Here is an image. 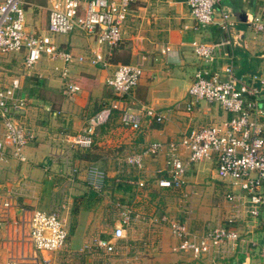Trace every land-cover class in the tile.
I'll return each mask as SVG.
<instances>
[{"label":"crops","instance_id":"crops-1","mask_svg":"<svg viewBox=\"0 0 264 264\" xmlns=\"http://www.w3.org/2000/svg\"><path fill=\"white\" fill-rule=\"evenodd\" d=\"M26 1V10L36 13L33 18L28 17L27 29L30 30V25H33L30 19L40 18L41 20L44 16L46 26L48 0ZM220 9L229 13L232 23L225 30L218 23L205 27L196 26L188 6L181 0H132L122 40L119 46L111 50L106 67L75 62L64 64L61 60H50L45 56L38 60L31 71L21 70L20 93L27 100V109L21 121L23 118L22 122L34 134L35 140L23 149L24 161H18L7 154L6 159L0 163V202L5 197L12 200V206L7 211L5 219L0 220V264H56V261L63 264H76L75 248L65 246L61 253L39 251L33 248L27 236L23 234L27 232L31 211L34 209L48 211L58 209L68 229L69 219L74 215L79 216L81 221L88 214L87 223L93 222V215L98 214H94V210H97L101 199L99 195L94 194V197L91 195V190H96L90 186L89 182L97 178L96 173H91L90 169L101 173L105 179L119 180V176L124 175L119 167L106 169L102 161L76 153L70 156V152L68 153L65 149L68 147L67 144L62 142L63 136L77 133L92 116L100 112L114 98L113 90L105 84V77L108 73H112L119 64L139 62L143 69L138 85L131 93L123 97V106L132 110L141 107H150L157 111H163L166 108L173 109L169 122L161 126L155 125L158 123L151 125L153 122L146 123L145 121L140 130L134 131L120 124L124 130L137 132V137L135 136L134 139L141 152L154 142L166 144L206 122H221L228 117L225 112L206 102H201L192 112L182 110L181 105L187 98V91L193 80L194 72L197 68L204 66L193 53L190 45L193 40L200 42L230 40V44L225 43L219 48L212 67L220 68L228 63L230 58L234 65V60H241L244 54L247 60L255 66L257 75L264 78V34L255 33L251 27L254 19H264V0H220L217 10ZM35 24L37 25L36 21ZM83 35L84 42L80 39L73 40L70 39L71 37L69 39L65 37L64 47L75 54L84 52L86 48L87 50L92 48L93 39ZM122 51L128 54L125 59L120 58L123 57ZM24 55L9 54L0 60V76L11 72L9 76L5 75L8 77L7 82L16 76L13 72L17 71L20 65L22 67ZM113 55L115 58L112 59ZM66 66H69L71 82L81 76H89L94 78L97 84L90 91L80 89L73 96L68 97L64 92V80L60 76V69ZM111 118L114 119V117ZM108 124L110 123L106 122L103 125L105 129L108 128ZM61 142L65 148H61L58 153L56 151ZM62 152L68 153V158L63 157ZM180 152L183 161L187 162V152L184 149H180ZM126 158L124 160L126 164L137 167L129 164ZM144 159L143 165L137 168L141 172H148V175H151L149 179L155 180L160 189L174 190L161 187L158 183L161 178L168 176L166 147L163 146L157 152L145 155ZM146 161L147 163L154 162L152 166L150 165L151 170L147 169V166H145L146 169L143 168ZM194 164L206 165L211 171L213 170L214 180L217 185H220L218 182L221 181L216 175L214 164L203 162L188 164L181 188L186 184L188 170ZM157 165H161L160 168L153 170V167ZM162 171L163 174H157ZM120 173L123 174L120 175ZM140 176L129 179L132 186L126 189L123 187L122 194L119 196L121 201H124L120 205L122 211L125 207L131 206L126 204L128 202L124 199L126 197L130 201L131 197L129 198L125 193L135 192L136 195L138 189L145 187L144 175L140 174ZM56 179L59 181L58 184ZM209 186L213 185L209 184ZM57 188L62 194L60 204L58 207H52L54 203L51 201ZM107 203L101 209L102 213L108 206ZM73 209L76 211L74 212ZM221 216H223L222 213ZM179 221L186 224L184 220L179 219ZM120 222V220L117 221L116 226ZM241 223L244 224L237 226L246 232L244 233L250 238L251 243L262 239L263 230L259 227V223L257 226L252 222ZM186 225L189 228V224ZM141 229V226L138 229L136 225L132 230L136 239H141ZM167 230H158L161 233L160 238L163 240V245H166L167 240L174 242V245L171 250L169 247L162 249L163 253H159L162 255L159 259L164 261L161 262L196 264L193 259L195 257L191 253L175 250L178 240L171 233L170 225ZM250 248L253 250L252 264H259L255 260L256 247L252 248V245L247 243V249ZM231 251L228 258L224 260L228 264H241L245 259L241 247ZM56 258L59 259L56 260Z\"/></svg>","mask_w":264,"mask_h":264},{"label":"built area","instance_id":"built-area-1","mask_svg":"<svg viewBox=\"0 0 264 264\" xmlns=\"http://www.w3.org/2000/svg\"><path fill=\"white\" fill-rule=\"evenodd\" d=\"M181 1L188 6L196 26L218 23L225 30L232 24L227 11L217 10L220 0ZM48 3L46 31L58 36L79 31L91 37L94 46L86 53L75 54L50 35L27 29L26 0H0V59L24 50L22 70L26 72L31 71L42 56L61 60L64 64L75 62L106 67L111 50L122 40L132 0H48ZM251 27L255 33L264 34V19H254ZM225 43L230 44V40L191 42L194 55L204 66L195 70L182 110L192 112L201 102H217L228 117L221 122L193 128L166 144L154 142L126 160L140 168L143 155L155 153L165 146L168 176L158 183L174 190L182 187L188 164L212 162L225 190L223 201L228 209L225 222L196 232L184 222L173 221L170 230L178 240L175 250L189 252L195 258L213 253L221 257L241 247L245 256L241 264H252L253 250L247 249L249 243L252 248H259L258 255L264 264V106L261 103L264 78L257 74L237 76L231 58L222 67L213 68L218 50ZM60 75L68 97L80 90L69 80L67 66L60 69ZM142 75L139 62L119 64L112 73H108L105 84L113 90L114 98L77 133L63 136L62 142L67 144V148H89L95 127L104 123L113 111H118L120 122L133 130L141 128L145 121L163 123L169 120L172 108L163 111L150 107L132 110L122 105L123 97L132 92ZM21 87L18 76L12 77L8 84L0 80V163L7 154L24 161L23 149L35 140L34 134L18 116L27 109V100L20 93ZM180 149L187 152V162L183 161ZM64 154L68 158L69 154ZM90 172L96 173L97 179H93L96 187L95 180H102L103 176L93 169ZM10 206V200H2L0 220L5 219ZM128 219L129 216H124L115 226L112 237L96 239L95 246L113 251L115 241L125 235L124 225ZM239 222H252L255 226L259 223L263 230L262 239L251 243L246 232L237 226ZM23 236H27L36 250L53 252L66 245L68 227L58 209H34Z\"/></svg>","mask_w":264,"mask_h":264},{"label":"rangeland","instance_id":"rangeland-1","mask_svg":"<svg viewBox=\"0 0 264 264\" xmlns=\"http://www.w3.org/2000/svg\"><path fill=\"white\" fill-rule=\"evenodd\" d=\"M25 13L28 24V17L33 18L36 13H34L33 11L28 12L26 10V7ZM41 20L40 18L30 19L29 21L33 23V25H30V30H40L44 34L50 35L54 40H58L61 44L64 43L65 37L68 39L69 37H71L70 39L73 40L80 39L81 42H84V38L82 37L84 36V33L76 31L67 36H58L45 30V16L43 17V19L41 18ZM35 21L37 22V25L35 24ZM127 22L128 17L123 30L126 27ZM86 50L87 48L84 49V52L82 53H86ZM24 52L25 51L22 50L20 52L11 54H24ZM122 55L123 57H120L122 59H125L126 56H128L126 51H122ZM44 57L45 56H42L41 59H43ZM113 58H115L114 55L112 59ZM21 70L22 67L20 65L19 69L17 70L18 73L16 70L13 73H16V76L20 77L22 76ZM5 75L9 76L11 75V72H8V75L3 74V76H0V80L4 84H8V77H6ZM183 105L184 103H182L181 105L182 109ZM212 106L223 111L220 104L217 102H214ZM24 114L18 115L20 116V119ZM112 117H114V119H112L110 115L105 121L110 123L108 124V128H104L103 125L106 124L105 122L95 127L94 133L92 135V145L88 150L82 151L81 154H83V152H87L88 157L94 158L93 160L102 161L104 163L103 166L108 170L113 168L117 169L119 167L124 172V175H121L123 173H120L121 176H119V180L115 178L105 179V177L102 180H95L96 187H94L95 185H93V179L90 180V182L88 181L91 184L90 186H92V188L96 190L97 193L102 194L99 195L101 200H99L97 210H94V214H98L96 216L93 215V222H89V224L87 223L88 214L85 216V219L81 221L79 216H72L69 219L70 226L68 229L69 232L65 246H67L68 248L76 249V264H167L161 262L164 260L159 259L162 256L159 253H163V248L169 247V250H171L174 242H168L167 239L169 238H167V243L164 246L163 240H161L160 238L161 233L158 230H169V225L173 221H179V219L182 221L184 220L186 224H189V228L191 229V231L197 230L202 232L207 227L210 228V226H213L215 224H223L225 222V216L228 212L227 205H225V202L223 201L225 193L224 187L222 185L216 184L213 177V170L211 171V169L206 165L199 164L203 162H199L198 166L194 164L189 168L188 175L186 177V184H184L183 188H179V190L160 189V187L156 185L155 180L152 181V179H149L151 175H148V172H141L137 167L129 166L125 163L124 160L126 157L131 156L129 155L130 153H141V150H139L140 148L137 146V144H135L134 139L137 137V132H129L127 130H124V128H122L120 125L122 124V122H119L120 118L118 121V116L115 115ZM169 120L155 125L161 126L169 122ZM207 123L210 122H206L204 124ZM151 125H154V122L151 123ZM138 130H140V128ZM61 148H65L64 145H62V142L56 152L59 153L61 151ZM65 149L68 153L70 152L67 147ZM62 154V156L65 157V154L63 152ZM144 156L145 155H143V159ZM209 162L210 161H205V163ZM153 164V161H150L148 163L146 161V164H144L143 168L147 166V169L150 168L151 170L150 165L152 166ZM160 166L161 165H157L156 167L154 166L153 170H157L158 168H160ZM140 174L144 175L143 179L146 180L145 187H141L142 189H138L139 191L136 195L135 192H131V194L125 193L126 195L128 194L129 198L131 197L130 201H128L126 197L124 198L125 201L128 202L126 204H130L131 206L129 208L125 207V210L122 211L120 205L123 204L124 201H121L122 199L119 196L122 194L123 187L127 185L132 186V184L129 182V179H134V176L137 177V175L139 178L141 177ZM157 174H163V171L160 173L158 172ZM55 181L57 184L59 183L58 179H56ZM209 184H212L213 186L210 187ZM117 186H119V188H117ZM61 195L62 194L59 193L57 188V190L54 192L53 200L51 201L54 203L52 207H58V204H60ZM111 196L112 199L110 198ZM6 199L10 200L12 206L11 198L5 197L3 200ZM106 203L108 204V206L105 207L102 213L101 209ZM11 206L9 207V209L11 208ZM221 213L223 214V216H221ZM124 216H129V219L124 225L126 229L125 235L115 241L114 250L108 252L102 248H98L97 246H95L96 239H108L112 237V231L114 230L117 221H121ZM239 224L241 226V224L244 223L239 222ZM136 225L138 226V229L140 228V226L142 227V237L140 240L136 239L135 233L132 231ZM86 244H88V247H84ZM65 246L63 247L64 249ZM63 248L53 252L61 253ZM255 249L256 250L254 251L257 253H255L256 263L263 264V261L261 260V258H259L258 255L259 248ZM231 252L232 251H230L228 254H231ZM236 253H238V251ZM220 256L221 257L213 253L197 258H193L192 256L191 257L196 261V264H228L224 260L225 258H228V255ZM57 259L59 258H56V260ZM56 264L63 263H59V261H56Z\"/></svg>","mask_w":264,"mask_h":264},{"label":"trees","instance_id":"trees-1","mask_svg":"<svg viewBox=\"0 0 264 264\" xmlns=\"http://www.w3.org/2000/svg\"><path fill=\"white\" fill-rule=\"evenodd\" d=\"M234 52H237V50H234ZM234 67H235L234 70H235V73H236L237 76L258 74L257 71H256L255 66L252 65L247 60V57L244 54H243V57H242L241 60H239V61H237L236 59L234 60ZM73 83H75L77 86H79L80 89H86V90L90 91L97 84V81L94 78L89 77V76H81L80 78L75 79L73 81ZM261 103L264 106V97L261 99ZM114 114L116 116H118V119H119V112L118 111H113L111 113V117L114 116ZM88 149L89 148H87V149H77V148L70 147L69 148L70 156L71 155L73 156L76 153L78 155H84V156L88 157L87 156V152H85V153L83 152V154H81L82 151H86ZM92 159H94V158H92ZM221 183L222 182H218V184H220V185H221ZM222 186H223V183H222ZM128 187H130V185L125 186L124 189H126ZM117 188H119V186H117ZM94 194L100 195L96 191L91 190V195H93V197H94ZM73 211L75 212L76 210L73 209Z\"/></svg>","mask_w":264,"mask_h":264}]
</instances>
